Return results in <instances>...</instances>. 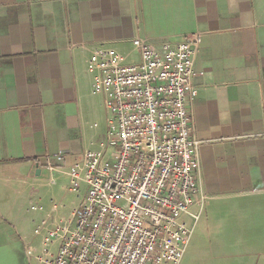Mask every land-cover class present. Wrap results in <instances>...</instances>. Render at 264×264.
I'll list each match as a JSON object with an SVG mask.
<instances>
[{"label": "crops", "instance_id": "0c3cea01", "mask_svg": "<svg viewBox=\"0 0 264 264\" xmlns=\"http://www.w3.org/2000/svg\"><path fill=\"white\" fill-rule=\"evenodd\" d=\"M194 34L197 93L188 109L202 224L220 251L264 255V0H0V205L11 201L0 208V264H40L47 231L25 236L11 216L20 189L45 179L53 186L85 151L104 148L107 112L87 68L92 51L134 62L136 38L174 44ZM60 151L63 161L46 159ZM39 189L30 194L42 202L58 191ZM51 245L55 252L58 239Z\"/></svg>", "mask_w": 264, "mask_h": 264}, {"label": "built area", "instance_id": "2783aa9c", "mask_svg": "<svg viewBox=\"0 0 264 264\" xmlns=\"http://www.w3.org/2000/svg\"><path fill=\"white\" fill-rule=\"evenodd\" d=\"M198 42L196 34L174 44L136 38L139 59L128 64L113 51H92L87 68L95 72L94 90L104 97L106 142L70 165L69 189L79 193L84 183L85 193L71 217L48 230L40 264L182 259L206 199L188 109L197 93ZM46 159L61 162L63 153ZM54 239L58 245L50 254Z\"/></svg>", "mask_w": 264, "mask_h": 264}, {"label": "rangeland", "instance_id": "374dc122", "mask_svg": "<svg viewBox=\"0 0 264 264\" xmlns=\"http://www.w3.org/2000/svg\"><path fill=\"white\" fill-rule=\"evenodd\" d=\"M126 60L127 61L124 62L125 64L131 63L128 59ZM50 180H53L56 184L52 186L47 183L49 179H45L42 182L44 184L41 187H38L31 182H27L24 189H20L22 194L19 196L15 207L12 208L11 211L12 217H16L21 220L20 224L22 227H20V229L24 232L25 236L36 237L37 240L40 239V236L35 235V229H40V232H48V230L55 228L57 225H61L63 223L62 220L65 222L67 221L69 218L68 212L70 210L71 203L76 197V192L68 188L69 179L65 174H62L59 178L55 177ZM54 186L58 188V191L54 193L51 200H44V202H42L37 198V196L33 197L30 194L35 188H41L42 191L39 189L40 193L45 194ZM10 204L11 201L8 202L7 205H3V203H1L0 208L8 211ZM32 205L42 206V208L33 210L31 209ZM54 206L56 208H53ZM43 219L45 220V224H42ZM7 227L8 230H12L11 227ZM51 246L52 247L49 248L50 254L52 249L54 252V245ZM37 247L39 250L42 246L38 243ZM38 253L42 255L41 249ZM261 255L250 254L247 258L244 257L237 259L235 256L230 255L226 251H220L217 249L216 244L214 243L213 235L209 232L208 227L205 226V224H202V217L200 215L194 225L183 257L178 264H235L241 262L255 264V261L258 259L264 263V255ZM166 264L172 263L167 262Z\"/></svg>", "mask_w": 264, "mask_h": 264}]
</instances>
